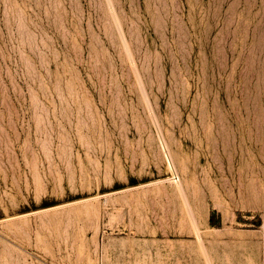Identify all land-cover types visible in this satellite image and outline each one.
<instances>
[{
	"label": "rangeland",
	"instance_id": "obj_1",
	"mask_svg": "<svg viewBox=\"0 0 264 264\" xmlns=\"http://www.w3.org/2000/svg\"><path fill=\"white\" fill-rule=\"evenodd\" d=\"M0 264H264V0H0Z\"/></svg>",
	"mask_w": 264,
	"mask_h": 264
},
{
	"label": "trees",
	"instance_id": "obj_2",
	"mask_svg": "<svg viewBox=\"0 0 264 264\" xmlns=\"http://www.w3.org/2000/svg\"><path fill=\"white\" fill-rule=\"evenodd\" d=\"M210 221L212 222V218H210Z\"/></svg>",
	"mask_w": 264,
	"mask_h": 264
}]
</instances>
